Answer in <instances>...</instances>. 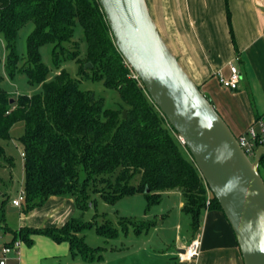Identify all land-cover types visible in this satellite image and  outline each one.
Listing matches in <instances>:
<instances>
[{"label":"trees","instance_id":"1","mask_svg":"<svg viewBox=\"0 0 264 264\" xmlns=\"http://www.w3.org/2000/svg\"><path fill=\"white\" fill-rule=\"evenodd\" d=\"M228 18L230 22L229 10ZM28 24L33 30L21 57L18 36ZM0 37L5 42L7 77L24 74L31 86L39 88L14 97L0 87V158L6 157L3 143L11 140L13 126L25 124L19 138L24 154V213L42 207L53 196L73 198L82 213L60 228L13 231L0 220V227L14 234L9 245L21 240L32 247L33 236L45 235L56 243L67 242L72 257H80L83 264H94L105 260L106 248L89 246L86 230L95 229L112 241L121 232L133 229L141 236L156 226L128 217L115 225L106 213L83 220L95 204V195L115 205L127 196L143 194L149 208L159 204L164 193L180 192L193 233L199 231L205 210L224 214L180 135L116 47L98 0H0ZM232 39L235 43L233 32ZM47 45L52 47L53 68L43 61L41 49ZM82 45H86L84 55ZM71 62L81 65L84 78L115 91L116 106L107 108L102 99L81 89L80 80L64 67ZM87 64L92 67L86 69ZM100 217L107 221L97 222Z\"/></svg>","mask_w":264,"mask_h":264},{"label":"crops","instance_id":"2","mask_svg":"<svg viewBox=\"0 0 264 264\" xmlns=\"http://www.w3.org/2000/svg\"><path fill=\"white\" fill-rule=\"evenodd\" d=\"M146 1L163 39L191 79L210 96L233 133L240 136L249 128L257 127L258 117V121L264 122V0ZM231 62H235L242 74L240 87L234 91L222 88L217 80L219 72L228 75ZM159 204L162 214L170 208L177 209L175 225L170 227L176 230L173 238L176 251L148 252L147 261L153 264H244L235 233L222 212L205 210L199 231L193 233L190 217H185L182 211L184 199L180 192L164 193ZM79 214L81 211L73 198L53 196L29 215H22L21 228L41 225L60 228ZM26 221L29 225H25ZM198 236L202 240L200 256L190 262H180L177 253ZM13 239L12 232L0 227V246ZM33 239L34 245L41 243L43 249L37 251L32 248L34 245L28 247L23 243L19 253L9 255L10 264H83L79 257H71L70 246L69 252L65 246L67 242L56 243L48 236H33ZM167 241L164 236L162 245ZM70 257L73 260H69Z\"/></svg>","mask_w":264,"mask_h":264},{"label":"water","instance_id":"3","mask_svg":"<svg viewBox=\"0 0 264 264\" xmlns=\"http://www.w3.org/2000/svg\"><path fill=\"white\" fill-rule=\"evenodd\" d=\"M98 1L116 47L182 138L221 205L244 264H264V145L254 160L248 157L163 39L146 0Z\"/></svg>","mask_w":264,"mask_h":264},{"label":"rangeland","instance_id":"4","mask_svg":"<svg viewBox=\"0 0 264 264\" xmlns=\"http://www.w3.org/2000/svg\"><path fill=\"white\" fill-rule=\"evenodd\" d=\"M32 30L33 26L28 24L19 33L18 52L21 57L26 55V40ZM76 36L78 37V34ZM81 50L82 55H84L86 45H82ZM41 52L43 61L53 68L52 47L50 45L44 46L41 49ZM5 60V42L4 39L0 37V77L3 78L0 80V87L11 93L14 97H17L19 94H33L38 92L39 88L31 86L24 74L19 73L14 78L7 77L4 70ZM23 66L24 61L19 64V67ZM64 67L69 70L75 78L80 80L81 89L90 91L97 98L102 99L107 108H113L116 106L119 100L117 93L106 88L103 82L84 78L80 74V64L71 62L64 64ZM52 75H55L54 72ZM204 95L210 99L208 94L205 93ZM24 133L25 124L23 122L16 123L11 130V140L3 143L6 149V157L0 158V220L3 221V225H6L13 231H19L21 229V224L23 225L21 217L22 215L26 216L27 214L24 213L25 202H23V205L20 207H16L12 204V201L15 198H18L20 191L25 192L24 157L22 156V146L19 143V138L22 137ZM250 158L251 160H254V156H251ZM260 172L264 178L263 165L260 168ZM93 198H95V204L84 214L83 220L85 221H91L96 213H106L108 215V218L106 219L111 220L115 225H118L120 218L127 217L137 221L144 220L145 222H156V226L153 227L148 234L137 236L135 231L130 229L126 234L121 232L119 237L112 241H106L105 238L96 233L95 229L86 230L84 234L86 236V242L89 246L106 248L104 256L107 264H153L147 261L148 258L146 255L148 252L160 253L164 251L166 252L167 250H171L172 252L176 251L173 244V238L176 236V230L175 227L174 230L170 229L171 226L175 225L174 218L177 217L176 208H170L171 210L169 209V212H165V217H163L164 214L161 212V204H155L148 208L147 200L143 194L127 196L118 201L115 205L105 203L98 195H95ZM32 212L33 211L30 213ZM81 216L82 213L76 215L75 217L80 218ZM184 216L186 217V215ZM107 220L100 217L97 222L105 223ZM28 223L29 222L26 221L25 225H29ZM35 226H38V224H35ZM39 228L45 227L41 225ZM166 230L169 233L166 234ZM183 231H185V228H183ZM9 236L10 233L8 232L7 237L9 238ZM80 236H82V234H80ZM164 236L168 241L165 245H162L161 239ZM43 239L45 240V238ZM0 244H2L1 241ZM65 246L68 247L69 252L68 243ZM32 248L37 251H41V249H43L41 243H38L36 246L34 245ZM71 257L69 260H73ZM65 259L66 258L62 254V261H65ZM79 260L82 259L79 257Z\"/></svg>","mask_w":264,"mask_h":264},{"label":"built area","instance_id":"5","mask_svg":"<svg viewBox=\"0 0 264 264\" xmlns=\"http://www.w3.org/2000/svg\"><path fill=\"white\" fill-rule=\"evenodd\" d=\"M229 73L225 75L223 72L217 74V80L220 86L227 90H238L242 80V74L235 64L231 62L229 65ZM181 142L182 138L179 137ZM237 141L248 157L254 156L257 148L264 145V122L257 121V127H251L245 134L237 136ZM184 144V143H183ZM24 157V154H22ZM211 197V193L209 195ZM26 194L24 191L19 192L18 198L12 201L16 207L22 206L25 201ZM209 202V201H208ZM23 242L21 240L15 241L12 245L4 244L0 246V264H10L9 255L12 253H19ZM202 250V240L200 236L193 239V241L183 250L177 253V258L180 262H190L197 259Z\"/></svg>","mask_w":264,"mask_h":264}]
</instances>
